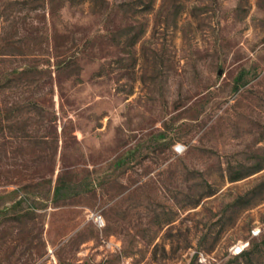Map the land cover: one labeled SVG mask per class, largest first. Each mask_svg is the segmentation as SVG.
<instances>
[{
	"label": "rangeland",
	"instance_id": "1",
	"mask_svg": "<svg viewBox=\"0 0 264 264\" xmlns=\"http://www.w3.org/2000/svg\"><path fill=\"white\" fill-rule=\"evenodd\" d=\"M256 225L264 0H0V264H264Z\"/></svg>",
	"mask_w": 264,
	"mask_h": 264
},
{
	"label": "built area",
	"instance_id": "2",
	"mask_svg": "<svg viewBox=\"0 0 264 264\" xmlns=\"http://www.w3.org/2000/svg\"><path fill=\"white\" fill-rule=\"evenodd\" d=\"M175 151L177 153H181L182 152V146L181 145H176ZM95 220H96V222H100L101 219H100V217H97ZM263 230H264V225L262 227L256 225V226H254V227L251 228V230H250V236L252 238L259 237L262 234V231ZM247 246H248V242H241L238 245H234L231 248V252L235 256L236 255H240L247 248Z\"/></svg>",
	"mask_w": 264,
	"mask_h": 264
},
{
	"label": "trees",
	"instance_id": "3",
	"mask_svg": "<svg viewBox=\"0 0 264 264\" xmlns=\"http://www.w3.org/2000/svg\"><path fill=\"white\" fill-rule=\"evenodd\" d=\"M56 192L59 193V192H60V189L57 188V189H56ZM243 252H244V251H243ZM242 254H243V253H242ZM244 254H246V253H244Z\"/></svg>",
	"mask_w": 264,
	"mask_h": 264
}]
</instances>
